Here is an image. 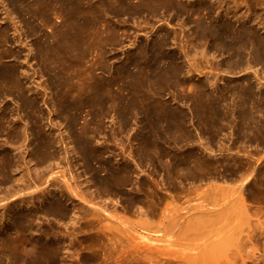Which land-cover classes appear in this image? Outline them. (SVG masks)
<instances>
[{
	"label": "bare ground",
	"instance_id": "6f19581e",
	"mask_svg": "<svg viewBox=\"0 0 264 264\" xmlns=\"http://www.w3.org/2000/svg\"><path fill=\"white\" fill-rule=\"evenodd\" d=\"M5 1H7L13 7L16 14L28 15V18L26 20L23 19L22 21L26 28L24 36L28 35L36 37L34 43L36 47L35 53L33 52L32 48H29V52L31 53V57L36 60V65L38 68H32L30 66L31 64H29V60L26 64L28 65L27 70L22 69L23 67L21 66L23 63H25V61L23 63L19 61V65H0V95L12 97V100H15V102L18 104L17 106L19 111L26 113V117L32 124V126H30V134L32 135L31 141L34 144V147L31 149H28L29 145L25 144V141H30V137L28 135V127L25 125V121L21 115L18 117L16 116L17 118L10 121L9 119L12 117L10 110L5 109L0 112V133L5 135V142L7 144L14 143L17 139L16 136H18L19 133L24 136V142L19 144V146L16 147L9 145L11 149L13 148L15 151H18V160L16 165L17 171L15 172H17L19 177H16V180L13 179L14 181L11 179V171L15 169H13V167H15L14 158L9 155V153L5 154L4 152L3 155L1 154L3 157L1 158L0 156V176L2 177L0 184L6 185L14 182V184H16V188L14 187V192L17 193V195H20L22 192V195H24L26 192L24 197L30 192L33 194L35 191L38 192L39 190H42L41 198H44L45 201H50H46L48 202L46 205L43 204L45 207L43 206L44 208L42 212L40 211L38 213H32L33 211H22V209L20 213L10 216L8 221L3 224L2 227H0V264H4L3 262H6L7 264H48L51 260L53 262L57 259H60L58 257L61 250L60 245H58L59 242H56V244H49V241L47 242L45 239L37 242L38 237L40 238L41 234L39 235L35 232V230L33 231L32 224L38 217H41L40 215H42L44 218L53 217L52 219L58 220L59 223L67 220L66 218H68L70 215L68 208L63 205L64 201L61 202L59 198L57 199L52 197V195L55 190H58L57 187H60V185L58 186L55 184L56 180L67 182L66 178L68 174L71 173L70 171L73 167V161L70 159V154L72 153H75V155H80L85 170L92 174L94 185L97 187V195H95L93 192L87 191L88 188L87 190H84L86 192H83L82 187V190L80 189L82 182H80V184H65L66 190L68 191L67 193L69 194V201L70 199L72 200L70 204H73V201L74 203L76 202L75 204L78 203L79 212L80 214L82 213V216L80 215L78 218L74 216L77 218V221L83 219L92 226L95 224L97 226H99L98 224L101 225V221H103V219H109L112 217L108 211L109 203L107 201L113 197L120 196L123 197L122 200L126 204L124 207L125 209H123L125 212H130L134 206L141 205L138 206V209H136L137 211L134 209L132 212L133 214L137 213L138 216L145 218L144 221L139 224L141 232L136 238L134 246L135 250L139 245L149 241V237L146 235V233L155 234L157 239L164 236H168V238L185 239L190 236L192 240L194 239L196 241L195 245L192 247V244L190 245L191 248L182 249L181 247L178 251L170 250L171 246L168 249L167 246L169 245H165L167 248H164L165 246L159 247V244V246L155 244H147L144 246L143 252H138V255L133 258L134 260L132 259L129 261L130 259H128L126 263V258H124L122 259L123 261L121 263L119 261L120 264H211L210 257L212 254L219 252L218 249L220 247L222 248L224 245L226 247L228 246L227 248L229 249L233 248L234 245L236 246L234 247V252L231 250L233 254L231 253L227 258L230 259V257H234L228 260V262L225 260V262H227L226 264H247V260H249V264H260V259L264 261V255H262L264 254V250L261 252V250L259 251V249L255 248L259 244L263 245L264 247V209H245V196L243 197L241 195L242 193H240L243 187L246 185V190L249 192V197L252 199L255 196L254 188L258 184H256L257 182L253 183V180L251 179L256 171V167L254 166L255 160L253 159L254 162L252 160L253 155H251L249 152L247 155L244 154L246 157L244 155L242 157H238L237 153L233 154L231 152L233 146H229L226 149L227 155L223 160H213L209 158L212 157L213 154L211 152H207L206 147L203 148V150L206 151L203 153L198 152L193 147L188 149L184 148L185 146L189 145L190 142H192V137L185 128V124L188 122L187 116L184 112L180 111L179 108L174 105V103L169 104V101V103L163 101V98L160 96L165 90H174L175 87H180V85L182 87V84H189L187 80H184L185 76L182 75L184 71L182 72V68L178 66L179 62L175 60V55L173 52L170 53L166 51L165 36L167 35H165V33H157V35H160L157 36L150 44L147 42L148 44L145 46H138L137 50L127 59L128 62L126 65H119L120 67L116 72V75L119 79L118 82L116 76L104 78L102 80H96L97 78L95 79V77L91 74V68L95 65L93 63L95 60H90L93 66L90 68H85L89 74L85 73L86 77L83 76L84 78L81 80L82 83L78 85L74 83L71 84V81L69 82L68 79L70 77V69H72V66H74L79 61L83 62L82 59L87 57L86 55L88 54V51L92 52V50L87 49V46L89 45L85 44V41H87L85 40L86 36L85 38L82 36L85 34L82 33V30L84 31L83 27L80 29L81 25L79 24V21L82 20L83 22L84 20L85 28H89L88 31L91 36H95L97 38L98 36L101 37L102 33L99 32L103 27H101V23L107 22V20L104 19V14L106 15L107 10H109L111 7V4L114 10H124L125 7L128 6V0H98V5L96 4V6V2L93 3L94 5H90V2L86 0L85 3L88 2V6L86 4L87 7H89V5L95 6L93 8L87 9L81 8L84 0ZM131 1L132 0H130V3ZM210 1H214L213 3L217 2L219 8L226 10L227 16L232 14V17H235L237 23H231L226 20H222L218 24H214L212 22L206 23L204 16H201V14H203L204 10L207 11L205 15H211L215 9L217 11L218 7L214 8L213 4L189 8L187 6L177 4L175 0H140V2L137 4L141 6L142 3H149L148 5L153 8V14L156 10L160 11V9H162L164 11H175L177 14L181 15L186 14L188 16H198L196 22L194 21V23H196V35L199 37L198 39L201 38L203 40L209 37L211 41V54L212 51L214 53L212 55H205V53L204 55L202 54L203 58L205 59L204 61H206V64L209 65V69L206 68V71H202L200 70L201 68H199L201 75L203 73L205 76H217L219 72L216 71L223 69L222 66L225 67V72L232 74H239L247 71L253 72L252 76H250L251 72H249L250 75L243 74V78L236 76L235 78L237 79L230 82L229 85L224 87L222 90H219L218 86H214V84L217 82L215 80L216 77L214 80H210V82L207 81L211 88L213 86L215 87L214 91L213 89H209L210 86L208 87L201 81L196 82L192 86L193 88H189V90L186 88V86L184 87L187 90L185 88L184 89L186 92H189L190 90L192 91L193 106L191 108V118L193 120V124L195 128L199 130V134L202 133L206 139L209 140V143H215L214 135H216V133H220L225 130L227 131V129H229L230 132L232 130L231 135H236L237 139L248 140L249 138L251 140L250 137H253L252 140L259 144L260 141L262 142V140H264V35L262 33H257L258 31H255L256 28H253V24H248L249 22L245 23L246 15L243 11L246 10V12H253L255 16L258 13V18L259 16L262 18L264 14V0ZM134 2L135 1H133V6L135 4ZM115 4H117V6ZM223 5L225 8H223ZM57 6L59 9H70V12L67 14V30H57V27L48 31L43 30L42 28L48 27L50 23H53L52 14L54 13V10L57 8ZM142 7H144V4ZM139 10L141 11L142 9ZM108 13L110 12L108 11ZM56 17H58L57 14ZM14 22L15 21H13V26L15 28L14 31H17V25ZM56 23L55 26L58 24ZM263 23L264 21L262 24ZM106 24L107 26H105V28L108 31L110 30V26L108 22ZM99 25L101 27L100 29H98ZM261 25L259 23L260 28L262 27ZM9 31L10 30L7 27L0 30V60L5 56H13L15 59H17L22 55L19 51H12L9 49L4 50L2 48V46L9 43ZM112 33L110 32L109 34ZM109 34H107L108 37H106L107 35L105 36V40H111V37L114 36ZM87 38H89V36ZM91 39L92 38L88 39V41H91ZM101 40L103 41V39ZM117 41H120V39ZM106 42L107 41L104 43ZM25 44L27 43L25 42ZM83 44L87 46L83 47ZM95 46L96 44L94 43V47ZM100 52L101 51H99V53ZM216 53L218 56L220 55L223 58H220L221 60H215V63L214 59H217ZM103 55L104 54L101 53L100 57L95 59L99 65H102L105 68L106 59ZM186 55H188V52ZM186 55L184 56L186 57ZM202 55L199 59H202ZM207 56H210V58ZM32 62H34V60ZM85 62L86 61L83 63ZM90 64L88 63L86 65ZM79 65H82V63ZM189 65L192 69H190L188 66V73L194 70V72L198 71L197 73L200 75L197 68L198 65L201 66V64H192V67L191 64ZM204 67L205 66H203V68ZM82 69L87 72L84 68ZM30 72H33L31 76H35L37 74V77L40 78L43 77V75L48 74L49 83L37 84L35 86L36 89H43V93H37V96H41L40 98L43 100L42 102L46 104L44 96L47 95V90H54L55 95L51 106L56 107L55 112L58 113L57 117L59 120L67 121V125H65L68 127V138H71V142H65V137L62 133H60L57 137H54L50 134H47L44 131V128H42V123L44 122L43 114L39 109V98L36 96L35 99H30L26 96L24 91V85H27L29 82V84H31L32 82L29 75ZM73 74L74 76H71L72 80L74 77L76 78L75 72ZM78 78L76 79L78 80ZM99 78L101 77H98V79ZM209 78L210 77H208V80ZM79 80L78 82L80 83ZM218 81L219 83L221 82L220 80ZM114 86H117V88ZM188 87H191V85H188ZM73 91H75L74 93H76V95L72 94ZM80 97H94V103H91L93 104L91 107L92 109H97L96 116L101 117V115L103 116L106 112L112 111L121 118V120L118 118L119 126L123 129L129 124L131 118L133 119V117L135 118L137 115L141 116V114L144 116V120L141 122L144 133L139 132L140 135H137V139L140 141L137 148V154L140 161L139 163L135 164V168H138L140 163L145 160L151 163H153L155 160V163H158L161 169L163 168V171H165L167 174L168 178L164 183L166 187H161L160 190L166 189L169 191L168 194L161 195L159 193L160 183L151 185L146 181H142L140 183L135 196L127 195L124 192L129 186L133 184L131 180L133 167H131L127 162H122L119 164L110 163V165L105 161L103 158V151H101V149L98 150L93 145H91L92 142H90L91 139H89V136L91 135L88 136V133L91 130L88 128V126L91 125H88L90 119L88 122L84 121L85 124H83L82 127H79V130L77 129L78 120L80 121L79 113L82 111L80 110L79 106L80 102H78ZM109 114L110 113H108V115ZM92 121L93 120H91V122ZM99 124L100 123H98L97 126H101ZM100 130L99 133L101 132ZM169 141H172V144H170ZM70 143L73 144L72 147H69ZM58 145H63V147L60 146L63 148L62 152L58 150ZM124 148L125 147L122 146L120 151H123ZM22 150H25L26 153L24 154H29V157L31 156L32 159L35 160L34 163H36L37 167L39 166L41 168L40 171L38 168L37 171L28 165L26 162L27 158L25 159L23 156ZM94 161L96 164H98L97 167L93 166ZM24 165L26 167V171H23L22 167ZM100 171L107 172V175L103 177L98 176ZM212 178H219L225 182L239 181V184L236 185L237 189L234 190L237 194L235 199H233L234 201L231 199L228 201L226 199L227 202H231L229 204L225 203L222 205L221 202H219V198L217 199L219 196L220 201H222V195L220 196V193L218 192V194L217 190L219 191L223 187L220 188L218 185H211L210 189L214 191L216 190V192L213 191L214 193L211 194L212 201H210V203L214 206H218V203H220L221 206H219V209L218 207L217 209L216 207L215 209H211V206H208L210 209H206L205 207L207 205L205 202L203 204V201L208 198H204V200L202 198V202L199 200V203L201 204L198 206L199 208L201 207V209L170 208V203H168V200H178L182 197L186 198L191 196L198 192L200 186L203 183H206L207 180L209 181ZM263 178L264 177H262V179ZM11 186L13 187V185ZM58 192L61 193V190H58ZM5 193L9 195L12 192L7 190ZM36 193L34 194L36 195ZM58 196H61V194ZM31 199H34V197H21L19 201L20 203L23 202V204L21 203L23 206H30L31 204L30 208H32L34 203L30 201ZM146 199L150 200L146 205V209H142L143 205H145ZM206 203H209V199ZM233 204L241 206L244 209H232L235 207ZM163 205L165 206L161 208ZM214 206L212 208H214ZM6 211L7 209L4 210L3 214H0V217H3ZM251 218H255V224ZM155 219L157 220L155 221ZM71 220L73 219L71 218ZM244 226H247V230L250 228L247 234L243 233ZM250 226H254V228L251 229ZM103 227H101V231H104L106 229L105 227L107 226H105L104 229ZM51 230H53L52 225L49 226L48 229L44 228L43 233L45 232L48 234L47 231L51 232ZM34 232L36 234H34ZM57 233L60 234L59 232ZM243 234H245V236ZM241 235L245 237V243H243V237H241ZM54 237L56 240V236ZM44 238L46 237L44 236ZM170 243L172 245V242ZM246 243L250 244L248 245L250 252H246L244 256L242 255L241 246L246 247ZM189 251L192 252L189 254L187 253ZM250 260L252 262H250ZM262 260L261 264H263ZM225 262L222 264H225Z\"/></svg>",
	"mask_w": 264,
	"mask_h": 264
},
{
	"label": "rangeland",
	"instance_id": "374dc122",
	"mask_svg": "<svg viewBox=\"0 0 264 264\" xmlns=\"http://www.w3.org/2000/svg\"><path fill=\"white\" fill-rule=\"evenodd\" d=\"M87 1L90 2V5H94L93 3H95V2H96L95 6H96V4L98 5V0H87ZM133 1H135L134 6H133ZM85 2H86V0H84L81 8L87 9V8L95 7V6H90V5H89V7H87L88 2L87 3H85ZM139 2H140V0H138V1L132 0L130 3V0H128L127 1L128 6L125 7L124 10H121V9L114 10V8L111 4L112 8L110 7L109 10H107L106 15L104 14V19L107 20L111 31L108 30L109 31L108 32L105 28V26H107V24H106L107 22L101 23V27L103 26L104 29H103V27L101 28L99 25L98 29L101 28L99 32L102 33V36L101 37L98 36V38L90 35V33L88 31L89 28H85L84 20H83V22H82V20L79 21V24L81 25L80 29L82 27L84 29V31L82 30V33L85 35L81 34L83 36V38H85V36H86L85 40L88 41V39H90V38H92L91 41L93 40L92 44H91L90 40L88 41L89 43L87 41H85V44H88L89 46L83 44L84 45L83 47L87 46V49L92 50V52L88 51V54L86 55L87 57L85 56L87 59L86 58L82 59L83 62L86 61L87 63L86 62L83 63V62L79 61L74 66H72V69H70V71H69L70 77L68 76L69 82L71 81V84L72 83L77 84V85L81 84L82 83L81 80L84 77H86L85 73L89 74V72L85 68H90L93 66V64L91 62L92 60H95V61H93V63L95 64L94 65L95 67L93 66L91 68L92 69L91 74L95 77V79L97 78L96 80H100V79L102 80L104 78H109V77L111 78V77H115V76L118 79V76L116 75L117 69L122 65H126V63L128 62L127 59L129 58V56L131 54H133L137 50L138 46L141 47V45L145 46L148 43L150 44L157 36L160 35V34L157 35V33H162V34L165 33V35H167V36H165L166 37V51L170 52V53L173 52V54L175 55V60L178 61L180 64L179 65L177 62L178 66H180L182 68L181 69L182 72L184 71L182 73V75L185 76L184 80H187L189 83V84L185 83L186 85L182 84L183 88L180 85L181 88L175 87L176 89L174 88V90H165L162 93L163 95L162 94L160 95L163 98V99L161 98L163 101H165V102L169 101L170 102V103L168 102L169 104L174 103V105L177 106V108H179V110L184 112L185 115L187 116L188 122L185 124V128H186V131L189 132V134L191 135L192 142H190V144L185 146L184 148L188 149L190 147H193L198 152L203 153V152H206L203 150V148L206 147L207 152H211L213 154L212 157H209L213 160H216V159L223 160L225 158V156L227 155L226 149L229 146H233L231 152L233 154L237 153L238 157H242L244 154L247 155V153L250 152L251 155H253L252 160L254 159L255 162L257 163L256 164L253 160L254 166L256 167V168L254 167L256 170L255 171L256 174L254 173V176L251 178L253 180V183L257 182L256 184H258L254 188L255 189L254 190L255 196L252 199L249 197V192H248V190H246V185L243 187L242 191L241 190H239V191H241L240 193H242L241 195L243 197L245 196L244 197L246 200V202H245L246 208L245 209H264V193H263L264 192V178L262 179V177H264V140H262V142L260 141L259 142L260 145H259L258 143H255L254 140H252L253 137H250L251 140L249 138H248V140L237 139L236 135H231L232 130L230 132V130L227 129V131L225 130V131H222L220 133H216V135H214L215 136V138H214L215 143L214 144L209 143V140L206 139V137L202 133L199 134V130H197L193 124V120L191 118V108L193 106L192 91L190 90L189 92L188 91L186 92L187 89L189 90V88L190 89L193 88L192 86L196 82H200V81L209 87L210 85L207 81L210 82V80L211 81L214 80L215 77H216L215 80L218 83L216 82L214 84V86L215 87L218 86L219 87L218 89L222 90V89H224V87L229 85L230 82L237 79V78H235L236 76L239 78H243L242 77L243 74L248 75L249 72H251V71H249V72L247 71L248 73L243 72V73H239V74L238 73L232 74L229 72H225L226 71L225 67L222 66V68L224 70L220 69L221 71L220 70L216 71V72H219V74H218L219 76L218 75L213 76V77H211V75L205 76V74H203V73L201 75L200 70L206 71V68L209 69L208 68L209 65L206 64V61H204L205 59L203 58L204 53H205V55L206 54L212 55L214 53L212 51V54H211L210 38L207 37L206 39H204L205 40V42H204L203 39H201V38L198 39L199 37H197V35H196L197 34V32L195 30L196 29V25H195L196 23H194V21L196 22L198 16L193 15L194 16L193 17L190 15L188 16L186 14L181 15V14H177L175 11H164L162 9H160V11L156 10L155 13L153 14V12H152L153 8L148 5L149 3L145 2V3H142L141 6H139V4H137ZM175 2L177 4L187 6L188 8L189 7H198L200 5H208V4H213L214 8L218 7L217 11L215 9V11L211 15H208V14L205 15L207 11H205V10L203 11V14H201V16H204L206 23L212 22L214 24H216V23L218 24L222 20H226V21H229L231 23L236 22L235 17H232L233 16L232 14L227 16L226 10L219 8L217 2L213 3L214 1L211 2L210 0H175ZM86 4H87V6H86ZM143 4H144V7H146V8L142 7ZM115 5L117 6V4H115ZM223 8H225L224 5H223ZM139 9H142L143 11L142 10L140 11ZM108 11L110 13H108ZM123 11L125 14L123 13ZM69 12H70V9H66V10H65V8L59 9V7L57 6V8L54 10L55 16H54V13L52 14V22L53 23H50L48 25V27H44L42 29L45 31H48L50 29L57 27V30H65V29L67 30V27H66L67 17H68L67 14ZM243 12H245V15H246L245 23L249 22L248 24H253V28L254 29L256 28L255 31L256 32L258 31L257 33H259V34L262 33L264 35V33H263L264 32V26H263L264 23L262 24V22L264 21V14H263L262 18L260 16L258 18V16H257L258 13L255 16V14L253 12H246V10H244ZM56 14L59 18L56 17ZM249 15H250V17H249ZM256 17H257L258 21L256 20ZM27 18H28V15L16 14L13 7L7 1L0 0V28L3 29V28L7 27L10 30L8 33L9 43L7 45L2 46V48L4 50L9 49L12 51H19L22 54L17 59H15L13 56H5L0 60V65H2V66L19 65L20 62L23 63L25 61V63H23L21 65L23 68L22 67L21 68L24 70H27L28 65H26V64L29 60V62H30L29 64H31L30 66L32 68H34V69L38 68V66L36 65V60L33 59V57H31V53L29 52V48H32L33 52L35 53L36 47H35L34 43H35L36 37L35 36H28V35L24 36V32L26 31V28H25L22 21H23V19L26 20ZM194 18H196V19H194ZM108 19L111 21H109ZM254 19H255V21H254ZM12 20L15 21L14 23L17 25V29H16L17 31H14L15 28L13 26ZM57 21H59V22H57ZM39 22H40V20H39ZM55 23L57 24L56 26H55ZM259 23H260V25L262 24L261 26L263 27V29H262V27L260 28ZM4 25H5V27H4ZM80 29H78V30H80ZM117 29H118V31H117ZM103 32L104 33L106 32V33L104 34ZM110 32L111 33L113 32L114 34L113 33L109 34ZM116 33H117V35H116ZM107 34L114 35V36H112L114 40L112 39V37H111V40H105L106 37H108ZM103 35H104V37H103ZM88 36H89V38H87ZM119 36H120V38H119ZM115 37H116V39H115ZM148 37H150V38H148ZM101 39H103V41L105 40L107 42L104 43L105 41L103 42ZM119 39L121 42L117 41ZM94 40H95V42H94ZM112 40H113V42H112ZM200 40L202 41V43ZM25 42L28 45L25 44ZM108 42H110V43H108ZM14 43H16L17 45L19 44V45L17 46ZM94 43L96 44L95 47H94ZM90 45H91V47H90ZM105 46H107V47H105ZM26 48H27V50H26ZM105 48H106V51H105ZM99 51H101V52L99 53ZM183 51L185 52V54ZM187 52H188V55H186ZM101 53L104 54L103 56H105V59H106V63H105L106 67L105 68L96 62V59L100 57ZM95 55H96V57H95ZM184 55H186L187 58ZM201 55H202V59H199V58H201ZM216 55L215 56L217 57V59H214L215 63H216L215 60H221L223 58L220 55L218 56L217 53H216ZM27 56H28V58H27ZM207 57L210 58V56H207ZM33 60H34V62H32ZM198 60L202 63H200ZM88 61H90L92 65ZM81 63L83 66L79 65ZM88 63L90 65H86ZM198 63L201 64L202 67L200 65H198ZM10 64H12V65H10ZM189 64H191V67H192V64H197L198 65L197 69L199 70V68H201L199 70L200 75H198V73H197L198 71L194 72V70L193 71L191 70L192 72L188 73L189 68H190ZM85 65H86V67H85ZM188 66H189V68H188ZM203 66H205V67L203 68ZM102 67H103V70L105 69L104 71L102 70ZM108 67L110 70L108 69ZM82 68H84L87 72H85ZM190 69H192V68H190ZM78 70H79V72H78ZM72 72L73 73L75 72L76 78H78V77L81 78V79L78 78V80L80 79L79 80L80 83L78 82V80L75 77H74L75 80L74 79L73 80L75 82H78V83H75L72 80L71 76H74V74ZM185 73H187V74H185ZM32 74H33V72L29 73L31 81H32L31 82L32 85L29 84L30 82L27 83V85H24V87H25L24 91H25V94L28 98L35 99V97L37 96V93H40V92L43 93L42 88L36 89L35 86L37 84L49 83V81H48L49 76L47 74V75H43V77L40 78V77H37V74L35 76H31ZM71 74H73V75H71ZM250 74L249 75L252 76L253 72H251ZM97 76L101 77V78L98 79ZM208 77H210L209 80H208ZM217 77H218V80L221 81L220 83L217 80ZM32 78H34V79H32ZM182 78H183V76H182ZM211 78H213V79H211ZM39 79L40 80L42 79V80L40 81ZM126 80H128V79H126ZM118 81H119V79L117 80V82ZM188 85L189 86L191 85V87H188ZM184 86H186L187 89ZM214 86L212 88L210 86L209 89H211V90L213 89V91H214V88H215ZM114 87L117 88V86H114ZM36 90H38V91H36ZM74 92L75 91H73L72 94L76 95V93H74ZM48 94H49V96H48ZM54 95H55L54 90H51V89L47 90V95L44 96V100L46 101V104H44V102H42L43 100L40 98L41 96H37L39 98L38 99L39 109L41 110V112L43 114V122L44 123H42V125H43L42 128H44V131L47 134H50L54 137L55 136L57 137L60 133H62L63 136L65 137V142L66 141L71 142V138H68V133H69L68 131L69 130H68V127H66L67 121L66 120H59V118L57 117L58 113L55 112L56 107L51 106ZM93 98L94 97H89V98L80 97L79 98L80 100L78 99V102H80L79 103L80 110H82V111H80V113H79L80 121L78 120V125H77L78 128L77 129L79 130V127H82V125L85 124L86 121L88 122L90 119V121L88 122V125L91 124V125H89L91 128L89 126H88V128H89V130L90 129L91 130L89 131L88 136L91 135V136H89V139H91L90 142H92L91 145H93L98 150L101 149V151H103V158L105 159V161L109 164L110 163L111 164H119L122 162H127L131 167H133V172L131 175V180H132L133 184L131 186H129L124 192L127 195L135 196V193H137V188L139 187L140 183L142 181H146L151 185H154L155 183H160L159 184V193L161 195L168 194V192H169L168 190H166V189L160 190L161 187H163V188L166 187V185L164 183H165V181H167L166 180L168 178L167 174L165 171H163V168L161 169V167L158 163H155L156 162L155 160L153 161V163L145 160V161L140 163L138 168H135V164L139 163V161H140L139 156L137 154V148L139 146L138 144L140 143V141L137 138L140 135V133H144L143 128H142L143 125L141 123L142 120H144V116L141 114V116L137 115V116H135V118L134 117H133V119L131 118L129 121V124L126 127H124V129H125V131H124V129L120 128V126H119V119L118 118H120V117L117 116L114 112L108 111L105 113L106 116H105V114L103 116L101 115V117L96 116L97 109L96 108L92 109V107H91V105H93L91 103H94ZM177 102H178V104H177ZM81 104H83V105H81ZM17 105L18 104L15 102V100H12V97H9L7 95H0V112H2L5 109L10 110L11 112L10 111L9 112H10V114H12L11 115L12 117L9 116L10 121L21 115V117L25 121V125L28 127V135H29L30 141H31L32 135L30 134L31 133V127L30 126H32V124L29 121V119L26 117V113L19 111ZM9 108H11V109H9ZM83 108H84V110H83ZM87 110H88V112H87ZM108 113H110V114L108 115ZM115 115H116V117H115ZM136 117H138V118H136ZM100 118H103V119H100ZM141 118H143V119H141ZM91 120H93V121L91 122ZM120 120H121V118H120ZM48 121H49V123H48ZM98 123H100L99 125H101V126H97ZM140 126H141V129H140ZM97 128H99V129H97ZM99 130L101 131L100 133H99ZM119 130H120V132H119ZM53 131H55V132H53ZM21 135L22 134L19 133L18 136H16V138L18 139V142L16 139V141L14 143H12L13 144L12 145V144H7L5 142L6 141L5 135L3 133H0V156H1V158L3 157L2 155L4 154V152H5V154L9 153V155H11L14 158V162L16 163V164L14 163L15 167H13V169L14 168L15 169L11 171V179L12 180L13 179L16 180L19 177L17 172H15V171H17L16 165H17V160H18L17 159L18 158V151H15L13 148L11 149L9 147V145L17 147V146H19V144L24 142L23 141L24 136L22 135V137H21ZM19 139H21V140H19ZM30 141H28V140L25 141V144L29 145L28 149H31L34 147L33 142L32 141L30 142ZM169 143L172 144V141L171 142L169 141ZM60 146L63 147V145H60ZM60 146L58 145L57 147L59 148L58 150H60L62 152L63 148H61ZM72 146H73V144L70 143L69 147H72ZM122 146H124L125 148L123 149V151H120V148ZM22 152H23V156L25 157V159L27 158L26 162L28 163V165L31 168H33L34 170L38 171V169H39V171H40L41 168L39 166L37 167L36 163H34L35 160L32 159L31 156L29 157V154L28 155L24 154V153H26L25 150H22ZM104 152H105V154H104ZM70 156H71L70 159H72V161H73V167L71 168L72 169L70 171L71 173H69L67 178H66L67 182L66 181L64 182L62 180H56L55 184L58 186L60 185V187H59L60 189L58 187H57V189L61 190V193H59L60 191L58 192V190H55L53 192V195H52V197H55L57 199L59 198L61 200V202L64 201L63 205L68 208V211L70 214L68 216L69 219L66 218L67 220L63 221L62 223H59L58 220L52 219L53 217H51V218L45 217L46 218L45 219L42 215H40L41 217H38L34 221V223L32 224L33 231L35 230V232L37 234H39V235L41 234V237L40 238L38 237L37 242L41 241L42 239L47 240V242L49 241V244H51V243L56 244V242L57 243L59 242L58 245H60L61 250H62V252L60 250V253H59L60 255L58 256L60 259H57L53 262L51 260L50 263H48V264H102V263L103 264H106V263L107 264H117V263L120 264L123 261L122 259L126 258L125 261L127 263V260L130 259L129 261H131L133 258H135V256L138 255V252L142 253L144 250V246L147 244H155V245L159 244L160 245V246L158 245L159 247H164L165 245H169L167 247L169 249V247L171 246L172 248L170 247V250H172V251L173 250L178 251L181 247H182V249H189L193 245L196 244V241L194 239H193L194 240L193 241L190 236H188L185 239H183V238H178V239L177 238H168V236L160 237L157 239L155 234H153V233L147 234L146 233V235L149 237V241H147L144 244L139 245L138 248H136V250H135V248H134L135 241H136V238L138 237V234L141 232V230L139 228V224L141 222H143L145 218L138 216L137 213L133 214V212H132L134 209H135V211H137L136 209H138V206H141V205L134 206V208H132V210H130V212H125L123 209H125L124 207L126 206V204L122 200L123 197H120V196L113 197V198L109 199V201H107L109 203V210L108 211L112 217H110L109 219L105 218L108 220L103 219L104 222L101 221V223H102L101 225L98 224L99 226H97L95 224L96 226L95 225L92 226L88 222L84 221L83 219L82 220L78 219L80 221H77V218L80 217V215L82 216V213L80 214V212H79V208H78L79 204L78 203L75 204L76 202L74 203V201H73V204H70L72 200L70 199V201H69V197H68L69 194L67 193L68 191L66 190V187H65L67 185L66 183H69V184L78 183V184H80V182H82L80 189L82 187L83 192H86L84 190H87V188H88L87 191H89V192L91 191L95 195H97V187L94 185V182L92 179V174L85 170L80 155H75V153H72V154H70ZM1 158H0V161H1ZM256 159H258V160H256ZM93 166L97 167L98 164H96V162L94 161ZM24 167H25V165L22 167L23 171H26V167L25 168ZM105 175H107V172L100 171L98 176L103 177ZM219 178H212L209 181L207 180L206 183H203L200 186L198 192H196L195 194H193L191 196H188L186 198L182 197L178 200H176V199L168 200V203H170V208L171 209H197V208L201 209V207L199 208V206H200L199 204H201V203H199V200L201 201L202 198H203V200H204V198L205 199L208 198L209 203H210V201H212L211 194L216 192V190L214 191V190L210 189L211 185H218L220 188L223 187L221 190H219V191L217 190V193L219 192L220 194L219 193L218 194L220 196L222 195L221 196L222 201H220L219 196L217 197V199L219 198V202H221L222 205H224L225 203L229 204L231 201L227 202V200L228 201L230 199L233 200V199H235V196L237 195L234 190L237 189L236 185L239 184V181L225 182L224 180H221ZM1 179H2V177L0 176V181H2ZM57 181H58V183H57ZM162 184H164V185H162ZM11 185H13V187ZM7 186L10 188H8ZM11 187H12V189H11ZM14 187L16 188V184H14V182H11L10 184H6V185L0 184V209H1L0 214H3L4 210L7 209V211L4 213L3 217H0V227H2V225L8 221L10 216L17 214V213H20V211L22 209H23L22 211H24V210L28 211V212L33 211L32 213H38L40 211L42 212L43 208L45 207L44 205H46L50 201V200H46V201H48V202H46L44 200V198H41V196H42L41 191L42 190H39L38 192L35 191V192H33V194L30 191H28L32 195L29 193L25 197H28V196L34 197V199L30 200L34 204H33L32 208H30L31 204H30V206L29 205L23 206L22 205L23 202H21L22 203L21 204L19 200L21 197L25 198L24 195L26 194V192L24 191L25 192L24 195H22L23 192L20 193L21 196L17 195V193L14 192V190H15ZM4 188H6V189L8 188L7 190L8 191L10 190L12 193H10L9 195L6 194L5 191L7 192V190ZM84 188H86V189H84ZM243 190H245V191H243ZM239 191H237V192H239ZM234 192H235V195H234ZM244 192H245V194H244ZM34 193H36V195ZM62 193H64V194H62ZM57 194L58 195L61 194V196H58ZM139 194H141V193H139ZM34 195L36 196V199H35ZM225 197H228V198H225ZM37 198H39V199H37ZM67 198H68V200H67ZM208 199H206V200L208 201ZM149 200L150 199H146L145 205H143L142 209H146V205L149 202ZM206 200L203 201V204L205 202V204L207 205L205 207L206 209L207 208L208 209H210V208L215 209V207H216V209H217V207L219 209V206H221L220 203H218V206H214L211 203H210L211 204L210 205L209 203H206L207 202ZM223 200H225V201H223ZM110 201H112V202H110ZM233 205L235 207H233L232 209H244L241 206H238L236 204H233ZM164 206L165 205L161 206V208ZM208 206L209 207L211 206V207L209 208ZM213 206H214V208H212ZM5 207H7V208H5ZM2 208H4V209H2ZM205 208H202V209H205ZM110 215H108V216H110ZM74 216L77 218H75ZM71 218L73 220H71ZM47 219H50V220H47ZM156 220L157 219H155V221ZM251 220L254 222L255 218H251ZM254 224H255V222H254ZM51 225L53 226V230H51V232L47 231L48 234H46L45 232L43 233V229L44 228L48 229L49 226H51ZM103 226L104 227L107 226V227H105L106 229L104 231L102 230L103 231V234H102V231L100 229ZM104 227H103V229H104ZM250 227H251V229L254 228V226L253 227L250 226ZM243 229H244L243 233L247 234V232L250 228H248V230H247V226L246 227L244 226ZM35 232H34V234H36ZM53 232H54V234H53ZM57 232H59L60 234H58ZM245 234H243V235L245 236ZM44 236L46 238H44ZM54 236H56V240H55ZM241 237H243V236L241 235ZM57 238H59V239H57ZM242 239H243L242 240L243 243H245L246 242V241H244L245 237H243ZM170 242H172V245ZM249 243L248 244L246 243L247 248L241 246L242 247V255H244L246 252H250V248L248 246V245H250ZM174 245L178 248H176ZM190 245H191V247H190ZM226 245H228V244H226ZM259 245H261V244H259ZM259 245L256 246L255 248L259 249V251L261 250V252H262V250H264V247H263V245H261V246H259ZM186 246H188V247H186ZM224 246H222L223 249L221 247H220L221 249L220 248L218 249L219 252H216L217 251L216 250L215 251L216 253L212 254V256L210 257V263L211 264H217V263L222 264L225 262V260H227V262H228V260H230L231 258L234 257V256L230 257V259L227 258L232 253L231 250H233V252L235 251L234 247H236V246L234 245V247L231 249L227 248L228 246L227 247L226 246L224 247ZM167 247L165 246L164 248H167ZM229 247H230V244H229ZM173 248H175L177 250H175ZM191 252L189 251L187 253L190 254ZM262 255H264V254H262ZM261 260L262 259H260V261H259L260 264H261ZM119 261H120V263H119ZM227 262H225V264ZM246 262H247V264H249V260H247ZM250 262H252V261L250 260ZM3 263L7 264L6 262H3ZM262 263L264 264V261ZM145 264H151V263H145Z\"/></svg>",
	"mask_w": 264,
	"mask_h": 264
}]
</instances>
